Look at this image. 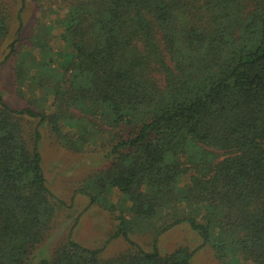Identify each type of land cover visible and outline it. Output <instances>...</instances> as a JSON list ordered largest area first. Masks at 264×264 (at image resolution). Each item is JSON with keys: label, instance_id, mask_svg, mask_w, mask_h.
Returning a JSON list of instances; mask_svg holds the SVG:
<instances>
[{"label": "trees", "instance_id": "trees-1", "mask_svg": "<svg viewBox=\"0 0 264 264\" xmlns=\"http://www.w3.org/2000/svg\"><path fill=\"white\" fill-rule=\"evenodd\" d=\"M19 2L13 14L0 0V67L11 61L25 103L0 94V264H191L187 248L155 246L183 223L217 264H264V0ZM40 127L102 161L77 191L115 225L99 249L68 236L32 260L63 206L43 176ZM118 238L126 250L102 258Z\"/></svg>", "mask_w": 264, "mask_h": 264}, {"label": "rangeland", "instance_id": "rangeland-1", "mask_svg": "<svg viewBox=\"0 0 264 264\" xmlns=\"http://www.w3.org/2000/svg\"><path fill=\"white\" fill-rule=\"evenodd\" d=\"M12 8V13L18 11L19 0H3ZM32 8L28 6L22 13V28L24 36L31 23ZM18 26L15 19L11 22L9 40ZM53 49L59 51L61 44L56 39L52 42ZM11 61L0 67V94L4 102L13 109L25 106L14 92L12 85ZM40 140L38 151L41 158V169L46 186L63 204L55 219L54 228L49 239L33 255L34 262L47 258L57 243L63 242L68 236L76 243L89 248L99 249L115 230V225L107 213L96 206L89 207L88 199L77 193L83 181L101 166L98 154L88 151L85 154L70 153L59 147L50 137L45 127L39 128ZM118 197V194H115ZM132 242L145 252L152 249V239L148 234L135 232L129 235ZM156 249L161 254H168L178 248L192 251L191 264H217L208 246H201L200 238L183 223L159 235ZM127 244L120 238L111 240L105 246L102 258L108 259L124 252Z\"/></svg>", "mask_w": 264, "mask_h": 264}]
</instances>
